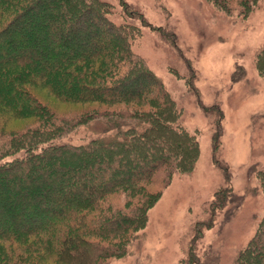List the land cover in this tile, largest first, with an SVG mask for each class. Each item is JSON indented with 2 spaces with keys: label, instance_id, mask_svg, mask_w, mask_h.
<instances>
[{
  "label": "trees",
  "instance_id": "16d2710c",
  "mask_svg": "<svg viewBox=\"0 0 264 264\" xmlns=\"http://www.w3.org/2000/svg\"><path fill=\"white\" fill-rule=\"evenodd\" d=\"M222 2L228 4V0ZM244 2L247 16L258 0ZM122 3L130 18L143 19ZM33 8L42 9L53 21L35 18L27 22L24 16ZM110 14L111 5L104 0H0V42L6 39L0 46V105L17 119L40 122L21 133L0 132V192L5 198L0 203V220L15 221L5 228L0 223V264H38L35 255L44 258L50 253L74 258L79 264L118 256L120 249L89 238L116 236L136 228L146 220L147 211L139 208L124 214L106 207L104 199L124 189L140 190L164 169L170 179L175 171L186 172L196 161L198 142L174 125L178 121L175 102L132 51L136 27L118 25ZM85 19L93 29L81 28ZM167 36L176 45L175 34ZM48 37L57 41L45 42ZM103 54L114 56L106 67L97 61ZM46 55L51 59L48 62ZM257 65L264 73V48ZM189 84L196 90L192 79ZM27 85L48 88L66 103H155L160 111L126 113L124 117L93 112L68 121L55 119ZM214 109L221 119L220 108ZM93 119L104 121L105 132L112 133L86 145L59 143L65 134ZM220 126L218 122L215 141ZM21 150L24 154L18 156ZM257 175L264 193V171ZM215 198L210 207L213 216L227 202L242 199L230 185ZM204 224L210 227L212 222L197 223L188 264L198 261L194 248L202 234L199 226ZM233 264H264V217Z\"/></svg>",
  "mask_w": 264,
  "mask_h": 264
},
{
  "label": "rangeland",
  "instance_id": "374dc122",
  "mask_svg": "<svg viewBox=\"0 0 264 264\" xmlns=\"http://www.w3.org/2000/svg\"><path fill=\"white\" fill-rule=\"evenodd\" d=\"M104 1L111 5V20L136 27L132 51L143 59L175 102L178 121L174 125L195 138L198 156L186 172L175 171L168 179L164 169L140 190L124 189L104 199L106 207L121 209L124 214L144 208L146 220L116 236H91L89 240L101 246L120 249L118 256L100 257L91 264H188L199 222L212 224L199 226L202 234L194 248L198 259L195 264H233L264 217V193L257 175L259 170L264 171V73L257 65L258 54L264 48V0H258L247 16L243 8L246 0H228V4L222 0L122 1L143 19L130 18L121 0ZM31 10L29 16H24L27 22L35 18L53 21L42 9ZM91 25L87 19L81 22L83 30L93 29ZM168 33L175 34L176 45ZM55 39L48 37L45 42ZM4 42L6 39L0 46ZM102 56L97 61L104 67L114 59ZM50 60L44 56L45 62ZM234 75L240 79L235 80ZM190 79L196 90L190 87ZM25 87L56 115L55 119L68 121L93 112L124 117L126 113L160 111L155 103H66L48 88ZM214 106L222 111L221 119ZM218 122L220 133L215 141ZM38 123L36 119H17L0 105L3 134L21 133ZM111 133L105 132L104 121L93 119L65 134L59 143L86 145ZM23 151L17 155H23ZM228 185L242 199L236 204L227 202L213 216L210 207L215 195ZM4 200L0 192V203ZM13 222L0 220L4 228ZM41 255H35L38 264H79L74 258L56 253L44 258Z\"/></svg>",
  "mask_w": 264,
  "mask_h": 264
}]
</instances>
